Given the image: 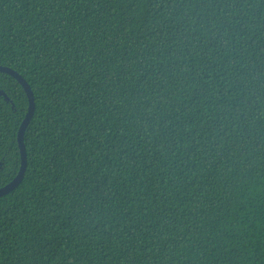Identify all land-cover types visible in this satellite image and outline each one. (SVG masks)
<instances>
[{
	"label": "trees",
	"instance_id": "trees-1",
	"mask_svg": "<svg viewBox=\"0 0 264 264\" xmlns=\"http://www.w3.org/2000/svg\"><path fill=\"white\" fill-rule=\"evenodd\" d=\"M0 64V264H264V0H0Z\"/></svg>",
	"mask_w": 264,
	"mask_h": 264
},
{
	"label": "water",
	"instance_id": "water-1",
	"mask_svg": "<svg viewBox=\"0 0 264 264\" xmlns=\"http://www.w3.org/2000/svg\"><path fill=\"white\" fill-rule=\"evenodd\" d=\"M0 71L11 74L20 82L23 88L25 89L27 96H28V100H29L28 111L23 121L21 122L19 130H18V143H19V148L21 152V160H22L20 170L18 174L10 182L0 187V196H2L14 190L22 182L24 178V175L27 169V164H28L27 148L25 144V132H26V129L31 119L34 116L36 102H35V96H34V92H33L31 85L18 71H16L15 69L9 66L2 65V64H0Z\"/></svg>",
	"mask_w": 264,
	"mask_h": 264
}]
</instances>
